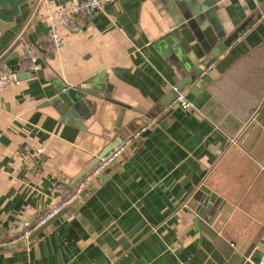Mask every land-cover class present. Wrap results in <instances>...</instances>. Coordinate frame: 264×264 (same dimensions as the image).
Here are the masks:
<instances>
[{"label":"crops","instance_id":"1","mask_svg":"<svg viewBox=\"0 0 264 264\" xmlns=\"http://www.w3.org/2000/svg\"><path fill=\"white\" fill-rule=\"evenodd\" d=\"M193 5L210 15L189 22L181 7ZM263 9L264 0L110 1L78 16L81 30L62 28L58 49L45 0L0 18V69L24 72L0 87V264H258ZM243 24L184 88L202 86L194 107L172 104L173 87L210 55L197 34L214 25L228 36ZM31 46L37 70L28 66ZM118 141L127 142L123 155L74 205L32 240L21 237ZM201 185L217 193L213 203L195 197Z\"/></svg>","mask_w":264,"mask_h":264},{"label":"built area","instance_id":"2","mask_svg":"<svg viewBox=\"0 0 264 264\" xmlns=\"http://www.w3.org/2000/svg\"><path fill=\"white\" fill-rule=\"evenodd\" d=\"M46 1L47 20L49 23V39L55 49H58L63 44L61 30L64 27H69L72 30H81L82 24L78 22L77 18L81 15H91L95 11H101L105 4L110 1L116 0H79L68 6H61L53 8L50 4L51 0ZM264 17V9L261 14ZM39 50L36 46L29 48V63L28 66L32 70L40 68V64L37 62ZM208 70L212 68V65L206 67ZM20 80L16 71L4 67L0 69V87L8 88L10 85L18 83ZM176 91L172 104H180L185 108L194 107V101L187 97L188 90L179 89L178 84L173 87ZM127 142L120 143L113 146L107 153H105L99 161L88 170L82 177L79 178L74 185L72 191L67 194L60 202L51 206L45 214L38 221V226L47 221L61 208L68 205L71 201L76 199L81 192L86 188L87 184L104 168L110 166L118 158H120L126 150ZM30 232L21 237H28Z\"/></svg>","mask_w":264,"mask_h":264},{"label":"water","instance_id":"3","mask_svg":"<svg viewBox=\"0 0 264 264\" xmlns=\"http://www.w3.org/2000/svg\"><path fill=\"white\" fill-rule=\"evenodd\" d=\"M27 0H0V18L3 20H13L16 15H18L21 11V5L24 4ZM181 6V5H180ZM183 16L187 17L189 19V22L191 19H193V23L195 21H202L205 20L207 16L210 15V10H207L204 6H195L193 5V8L190 10H185L184 7H181ZM205 10V12H204ZM189 11V12H188ZM193 17V18H192ZM192 23V24H193ZM208 28L206 30H201V33L199 35L197 34L199 40L203 44V48L206 52L209 51V56L203 60V62L200 65L193 66V73L190 74L183 82L182 84H178L179 89H184L188 84L192 83L196 76L201 75L203 71L205 70V67H207L209 61L211 60L212 56L218 55L221 50L226 48L239 34L241 29L245 27V24L242 26H238L236 30L231 32L228 36H226L220 27L212 26L213 30H210L211 26H207ZM206 34L207 39H203V34ZM209 48H211L209 50ZM23 71H18L19 76L21 77ZM212 79L211 73H206L203 76L204 82L208 83ZM202 86H198L197 84H194L187 92V97L189 99L194 98V94L198 92L199 89H201ZM176 91H172V98L175 96ZM169 101V100H168ZM167 101V102H168ZM118 142L110 143L104 150L98 154L84 170L82 173L75 178L73 185L77 183L80 177H82L89 169H91L98 161L99 159L107 153L113 146H116L119 144ZM85 191H82L81 194L71 201L68 205L61 208L57 213H55L52 217H50L47 221L39 225L35 230H33L29 236L25 240H32L35 238L43 229L47 228L53 221H55L59 216H61L63 213H65L69 207L74 205L81 196H83ZM206 193V195L204 194ZM205 195V198H204ZM195 197L199 198L203 201L205 205H209L215 201L217 198V193L213 192L211 188H209L207 185H201L199 190L195 193ZM264 257V248L258 246L256 250L253 253V259L258 264L262 261V258Z\"/></svg>","mask_w":264,"mask_h":264},{"label":"trees","instance_id":"4","mask_svg":"<svg viewBox=\"0 0 264 264\" xmlns=\"http://www.w3.org/2000/svg\"><path fill=\"white\" fill-rule=\"evenodd\" d=\"M74 188V187H73Z\"/></svg>","mask_w":264,"mask_h":264}]
</instances>
